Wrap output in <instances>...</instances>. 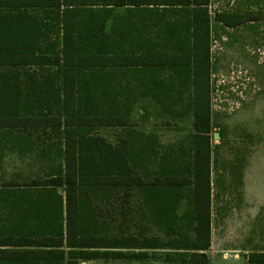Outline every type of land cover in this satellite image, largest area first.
<instances>
[{"label":"trees","instance_id":"16d2710c","mask_svg":"<svg viewBox=\"0 0 264 264\" xmlns=\"http://www.w3.org/2000/svg\"><path fill=\"white\" fill-rule=\"evenodd\" d=\"M210 4L0 0V129L27 132L29 122L41 161L35 180L0 185V264L140 261L142 249L164 245L183 251L182 264H209L212 33L264 18L249 7L211 14ZM142 97L170 115H192L193 130L156 146L130 123ZM102 128L124 131L110 142ZM144 153L160 168L148 182L140 177ZM188 185L193 209L182 218L191 224H158L180 236L153 244L132 194ZM246 264H264V250Z\"/></svg>","mask_w":264,"mask_h":264},{"label":"rangeland","instance_id":"374dc122","mask_svg":"<svg viewBox=\"0 0 264 264\" xmlns=\"http://www.w3.org/2000/svg\"><path fill=\"white\" fill-rule=\"evenodd\" d=\"M249 7L264 12V3L255 0H211L210 12ZM260 21L257 26V22ZM255 26L259 28H255ZM264 18L238 29H217L211 44L209 130L212 144L214 190L226 195L213 210L212 242L207 252L209 264H246L252 248L264 250V38L260 32ZM215 30V29H214ZM258 33V35L256 34ZM135 129L155 133L163 144L179 142L193 130L192 115L174 116L151 100L134 108L130 122ZM123 129L102 128L99 133L110 142ZM247 190L252 201L235 192ZM243 199V201H241ZM219 202V201H218ZM217 202V203H218ZM255 209V217L250 214ZM157 239L169 244L179 238L159 227ZM155 232L149 233L148 239ZM154 248V249H151ZM142 249L140 261L126 257L87 259L79 264H182L181 252L164 245ZM157 248V249H156ZM156 249V250H155ZM127 251V250H125ZM124 251V252H125ZM132 251V250H130Z\"/></svg>","mask_w":264,"mask_h":264},{"label":"crops","instance_id":"0c3cea01","mask_svg":"<svg viewBox=\"0 0 264 264\" xmlns=\"http://www.w3.org/2000/svg\"><path fill=\"white\" fill-rule=\"evenodd\" d=\"M141 100H150L148 97H142ZM143 130V129H140ZM145 131V130H143ZM147 134L157 139L156 146L165 145L155 133L145 131ZM34 127L31 128L28 122L27 132H24L22 128H12L11 130L2 128L0 129V185L4 182L17 181V182H29L35 180L37 174V166L41 165V161L38 158L37 161V142L35 138ZM177 143V142H176ZM175 144V142L168 143L166 145ZM211 146V163H210V197H209V212H210V246L212 242V218L213 210H222L224 206L219 204L222 201V197L226 195L222 189L214 190L213 181V158H212V144ZM39 147V146H38ZM146 147V145H145ZM44 161L42 162V164ZM140 177L143 181H149L157 178L160 173L158 165V158H149L146 153L144 156L140 154ZM237 194L245 199L246 201H252L248 197L247 190L237 187L235 189ZM138 196V199L136 198ZM135 196L132 194L130 203L135 206L138 201L139 215L138 223L145 224L148 228L149 233L155 232L152 237L158 238L157 235L160 233L158 224H191L187 220H184L182 216L189 214L193 209V190L191 186H185L178 191H163L158 188L156 189H140L139 194ZM165 197H170V201L167 202ZM243 199L241 201H243ZM219 201V202H218ZM218 202V203H217ZM167 206V207H166ZM166 207V208H165ZM165 209V210H164ZM167 212L171 216V221H164L163 214ZM252 217H255V209L252 210ZM177 229V233L173 234L175 237H179L180 233ZM148 233V232H147ZM146 233V235H148ZM186 234V233H185ZM191 237L190 232L187 233ZM209 246V248H210ZM209 248L205 251H209ZM154 249V248H151ZM157 249V248H156ZM155 249V250H156ZM149 250V248H146ZM180 251V250H178ZM250 253L255 252V248H252ZM249 253V254H250ZM248 257V256H247Z\"/></svg>","mask_w":264,"mask_h":264}]
</instances>
